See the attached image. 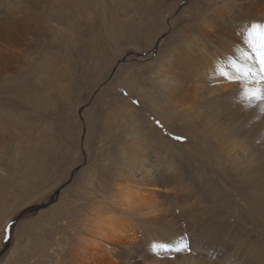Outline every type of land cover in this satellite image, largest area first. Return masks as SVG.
Masks as SVG:
<instances>
[{"label": "rangeland", "instance_id": "1", "mask_svg": "<svg viewBox=\"0 0 264 264\" xmlns=\"http://www.w3.org/2000/svg\"><path fill=\"white\" fill-rule=\"evenodd\" d=\"M185 1L0 0V264H264V102L245 97L259 82L231 80L239 118L218 99L186 114L159 81L172 59L194 73L185 96L204 71L209 87L236 76L264 0ZM127 180L153 212L124 211ZM108 209L135 233L92 240ZM181 238L190 252L151 250Z\"/></svg>", "mask_w": 264, "mask_h": 264}, {"label": "bare ground", "instance_id": "2", "mask_svg": "<svg viewBox=\"0 0 264 264\" xmlns=\"http://www.w3.org/2000/svg\"><path fill=\"white\" fill-rule=\"evenodd\" d=\"M250 6H251V4H250ZM249 7H247V8H249ZM203 37H204V40H205L204 41L205 42V45H206L205 47L207 49L208 48L209 49H211V48L217 49L220 52V54H222V55H226V56H229L230 55L229 52H228L229 51L228 49L225 50L222 47L218 46L217 43L214 40H209L211 38H208V36H205L204 35V36H202V38ZM209 56H210V60H212V61L215 60L214 62H217V63L219 62L218 57H217V59L214 58L213 52L210 51L209 52ZM173 61H174L173 59L172 60H168V63H164V65L162 66V68L159 69V73H162V75L160 76L159 81H160L161 87L163 88L162 91H164L167 94L166 95L167 100L168 101L170 100L175 105V107H178V109H185L186 110L185 113L186 114H189V113H192L193 112L194 109H192V108H195V106H199V108L202 107V104L200 102L206 103L207 101L208 102L211 101V100L212 101L213 100L215 101V100L218 99V100L224 102V109L225 110H229L230 108H234V110H235V117H239L240 118V115H241V113L239 111L240 110L239 109L240 103H239V98L237 97L238 94H239V91L237 90L238 92L237 91L235 92V87L232 88L233 87V83H231V80L227 79L226 77L225 78H222V79L220 78L221 81H219L217 84H215L214 87L213 86H210L209 87V85L207 84V82H203V81L206 80L207 77L206 76H203L204 78L202 77V74H204V72L207 73V74H208V72L203 70L204 72H202L200 75L198 74V76H200V77L199 78L197 77V79L195 80L197 82V84L196 83L195 84H191L192 91L191 92H188L187 95L185 96L183 94V92H185V89L190 90V88L187 85H188V81L190 83H192V78L190 79V77H193V74L194 73H192L190 66H186V65H188L187 64V61H185L183 63V65L181 66L182 71L180 70V65L178 66V65L174 64ZM165 68H166V70H165ZM175 68H179V69L176 71ZM229 87L231 88V90H227V89H230ZM227 91H230V92H227ZM242 91H243V89H242ZM243 98H244V94H243ZM203 99H205L207 101H205ZM243 101H245V100H243ZM246 101H248V102H246L247 105H250V103L252 105L257 103V100H254V99H249V100L246 99ZM241 103H242V101H241ZM261 104L262 103L260 102V105ZM242 105H243V103H242ZM263 106H264V104H263ZM189 107L191 109H188ZM245 111H246V109H245ZM242 115H243V113H242ZM260 140H262V139H260ZM246 153H248V151ZM260 156L261 157H264V150L260 151ZM126 157H127V155L126 154L125 155L123 154V161H124L123 162L124 163V169H123L124 172L123 173H125L127 171L126 164H125ZM131 159H133V158H131ZM131 159L128 160L129 163H130L129 164L130 167H132L133 164H137L136 161H137L138 157H136V159L134 161L131 160ZM247 162H249V161H247ZM249 165L247 167H249ZM134 167H136V166H134ZM122 168H123V166H122ZM250 168L252 169V171H255V170L258 169L256 166H251ZM130 176H129V178H131ZM118 179H119V177H118ZM125 180H126V178H125ZM133 182H130L129 180H127L122 185H121V183H120V185H118L119 184L118 183L117 184L118 187H117V190H116V194H114V198L118 202H120L122 204L125 212L126 211H131V210L132 211H135V212L142 211L144 214H146L145 212H153L157 208V201L155 199L156 198L155 195L152 194L151 192H144L145 190L143 191L142 190L143 188L141 189V187H139V185L136 182L135 183H133ZM127 214H128V212H127ZM120 215L117 214L115 211H113V212L110 211L109 209L108 210H105V211H103L101 213H98V215H96L94 217V222H93L95 224V226H96L95 227L96 229H95V231L93 230L94 232H92L91 235L94 236L95 234L97 235L98 233H100V235L102 234L105 237L115 236L116 238L117 237L123 238V237H127L128 235H133L135 233V230L133 229V227H131L132 226V223H131V221L129 219L130 217H128L126 215V218H124L123 216H120ZM96 235H95V237L90 236V238L92 240L97 241ZM101 238H102V236H101ZM110 242H111V240H110ZM101 244H102V241H101ZM92 245H97V244L95 243V244H92ZM99 247H100V245H99ZM126 248L119 247V249H118V250H120V252H122L124 254L123 255L124 257H125V253H127V249ZM100 250H101V248H100ZM109 250H111V249H109ZM79 264H88V263L83 261V262H80Z\"/></svg>", "mask_w": 264, "mask_h": 264}, {"label": "snow or ice", "instance_id": "3", "mask_svg": "<svg viewBox=\"0 0 264 264\" xmlns=\"http://www.w3.org/2000/svg\"><path fill=\"white\" fill-rule=\"evenodd\" d=\"M242 37L249 50L244 51L243 49H239V51L246 63L242 64L236 60H232L231 66L237 75L232 76L229 72L223 70L221 74L229 80L243 78L245 80L258 81L260 86L246 89L245 96L249 99L264 102V23L253 22L250 26H246L242 32ZM135 103L138 104L139 101H135ZM155 123L163 128L159 120H156ZM172 139L177 142H186L188 137L185 135H174ZM11 227V225L5 227V237L9 235ZM151 250L159 255L161 252H190L191 247L186 238H181L175 245L171 243H153Z\"/></svg>", "mask_w": 264, "mask_h": 264}, {"label": "water", "instance_id": "4", "mask_svg": "<svg viewBox=\"0 0 264 264\" xmlns=\"http://www.w3.org/2000/svg\"><path fill=\"white\" fill-rule=\"evenodd\" d=\"M189 2V0H186L185 2H184V4H182L181 6H185V5H187V3ZM157 47H158V45H157ZM155 52H156V50H155Z\"/></svg>", "mask_w": 264, "mask_h": 264}]
</instances>
